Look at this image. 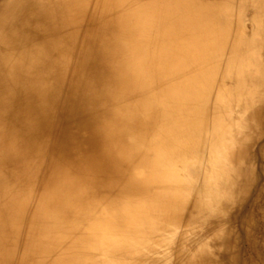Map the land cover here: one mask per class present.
Returning <instances> with one entry per match:
<instances>
[{
	"label": "bare ground",
	"instance_id": "1",
	"mask_svg": "<svg viewBox=\"0 0 264 264\" xmlns=\"http://www.w3.org/2000/svg\"><path fill=\"white\" fill-rule=\"evenodd\" d=\"M254 150L264 0H0V264H264Z\"/></svg>",
	"mask_w": 264,
	"mask_h": 264
},
{
	"label": "rangeland",
	"instance_id": "2",
	"mask_svg": "<svg viewBox=\"0 0 264 264\" xmlns=\"http://www.w3.org/2000/svg\"><path fill=\"white\" fill-rule=\"evenodd\" d=\"M253 166L256 168V176L252 191L246 194L245 208L247 212H254V230L260 239H264V158L253 151ZM245 214V213H244ZM236 231H242V223H235Z\"/></svg>",
	"mask_w": 264,
	"mask_h": 264
}]
</instances>
